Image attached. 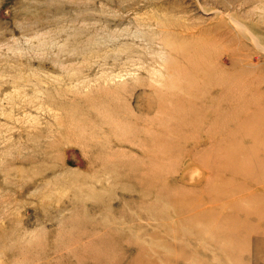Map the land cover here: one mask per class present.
<instances>
[{"label": "rangeland", "instance_id": "rangeland-1", "mask_svg": "<svg viewBox=\"0 0 264 264\" xmlns=\"http://www.w3.org/2000/svg\"><path fill=\"white\" fill-rule=\"evenodd\" d=\"M104 106L132 122L119 123L124 141L105 142V125L76 130L106 119ZM163 121L185 149L166 157L171 235L149 238L164 221L146 212L161 198L117 165L145 157L147 127ZM237 124L264 128V0H0V223L33 210L26 233L43 235L72 221L70 264H94L106 243L103 264H264V141L239 138ZM231 143L252 146L241 157L251 176L222 207L213 196L240 182L221 169ZM228 227L238 232L209 237Z\"/></svg>", "mask_w": 264, "mask_h": 264}, {"label": "bare ground", "instance_id": "bare-ground-1", "mask_svg": "<svg viewBox=\"0 0 264 264\" xmlns=\"http://www.w3.org/2000/svg\"><path fill=\"white\" fill-rule=\"evenodd\" d=\"M194 56H195V60H198V61H200V60L202 61L204 59V57H202V55H200L198 53L195 54ZM185 77L189 81L191 80V78H193V76L190 77L188 75H185ZM207 84L208 85H214L215 82L211 81V82H207ZM239 85L241 87L247 88L250 85V83L249 82L239 83ZM257 91L255 90V91H251V92L257 93ZM231 92H232L231 90L226 88V91H223L222 93L230 94ZM258 92L260 93V91H258ZM249 94H251V93H249ZM114 99H115V96H114ZM208 100L211 101V98H209ZM104 102H107V101H104ZM104 108H106V109H104V111L102 109L101 110H102V112L106 113V115H108V117L106 119H102V118L88 119L86 117L82 120L83 124H84L83 126H81L80 124L78 125L76 123V125H77L76 130H81V129L86 130L87 128H89V131H90L89 136L95 137L99 134L100 127L105 125L108 127V129L110 128V133H111L110 134L108 132V134H107V133H104L102 131V134H107L106 136H104V139H107L105 142H107L110 139H112L114 141H118V142L124 141L123 139H124L125 134H119L118 135V132L120 133L119 128H124V127H120L119 123H122L123 120H125L126 122L127 121L129 122L130 120L128 119L127 116H123V115L120 116L117 113V111L114 109H112V111H111V109H109V106H104ZM202 109H205V107ZM108 110L110 112H108ZM186 110L188 111V114H187V112H185V115L186 114L187 115H196V110L193 109L192 107H188ZM98 113H101V112H98ZM200 113L201 112H199V114ZM225 117L226 116H222L220 118V120H223ZM135 118H138V117H135ZM135 118L133 117L131 120H134ZM157 119L165 120V114H163V116H161L160 114L159 115L157 114ZM148 122L150 125H152L153 117H149ZM129 123H132V122H129ZM185 123L187 125H190L191 121L186 120ZM214 123H216V121L212 122V124H214ZM162 125H163V127H159V128H157L155 126L147 127V131L149 133L147 135V137H148L149 141L148 142H142L143 144L146 145V149H145L146 151L143 150L145 157L139 158V159L137 158L135 160L136 162L134 164L123 163L122 165L121 164L117 165V167H120V169L122 170V172H123L122 176L123 177H125L127 175L131 176L134 179L135 183L138 186H140L139 189H140V191H142V194L144 195V197H148V195H147V193H148L149 196H155L156 195L155 196L156 198H159V197L161 198L160 199V202H161L160 206H158V205H154L152 207L149 206L150 210L148 212H146L150 218H153L154 220L161 218L164 221V223H159L160 225H162L160 227V230H158L156 232V234L152 233V235H150L149 238L150 237L151 238H158V237L164 238L168 234L171 235V232L168 231V227H167L169 215L166 214V207H167L168 203H167L166 199L163 198L164 193L166 191V185H167V183H166V179H167L166 157L169 154H173L176 152L181 153L185 149L184 148L185 145L179 143L178 141H176L173 138H171L170 136H168L169 131H171V132L178 131L179 126L165 127L164 128L165 121L162 122ZM80 126H81V128H80ZM234 128L235 129L232 128L233 132H234V130H244V131L246 130L245 132L243 131L242 133H240L239 138H241V139H244V138L257 139V140H259L260 143L262 141H264V128L259 129V130H261L259 132H256L258 130L249 131L247 129H237L238 124ZM125 129L137 130L134 125L129 127V128H125ZM106 130H107V128H106ZM218 134H220V133L213 130V131H211V133H207L206 136L208 138L210 137L212 139H214V138L217 139V138H220V136ZM241 134H243V136H241ZM227 135L228 134L222 135V136L225 137ZM184 138H186V137H184ZM181 140H183V138ZM218 141H219V139H218ZM262 146L264 147V143L262 144ZM251 148H252V146L246 147L241 143H239V144L238 143H231L228 145V149H226L225 151H223L221 153V155L226 159L225 164L230 165L226 169L225 168H221V169L225 172L226 171L231 172L230 175H233L234 179H240V182L237 184L238 185L237 187L234 188L231 186L232 188H230V189H221L220 191H218V193H216L213 196L214 200H216L217 202H222V204H220L222 207L228 202L225 200H228V198H230L229 196L234 195V193H240L241 194L245 190L246 186L244 185V183L248 178H250L251 170L244 167L245 165L243 164V160L241 159V157L245 156V154L247 152L251 151ZM255 153L258 154V152H255ZM259 156L263 157V158H256V159H263L264 160V151H262V153H259ZM202 158L203 159H197V160L199 162L202 160L201 162H204L203 164L205 166H207V165L209 166V161L205 158V156ZM205 166L203 168L206 170ZM217 170H219V169H217ZM206 172H207V170H206ZM219 174H222V173H219ZM207 176H208V174H207ZM217 177L219 180V186L223 185V183H224L223 179L220 176H217ZM254 181L258 183L259 179H256ZM212 183H214V182L212 181ZM240 185H244V187H241ZM224 191H226V192H224ZM60 194H62V193L60 192ZM21 197H22L21 194L15 195V197L13 199L17 200L18 198L20 199ZM8 198H9L8 195H4V194L0 193V211L5 210L3 203H5V201H7L6 199H8ZM8 201H10V199ZM202 202L203 203H209L206 200H205V202L204 201H202ZM190 203L191 202L182 204L181 210L194 208L195 203H191V204ZM7 208H9V207H7ZM14 208L15 207H13V209ZM178 210H179V208H178ZM17 212H18V210H17ZM32 212L35 213L32 210L30 217L27 216L25 211L18 212L16 215H14L13 220H11V221H13L12 223L9 222V218H7V220H3L0 223V264H70L69 263L70 258H69V255L67 254V252L69 251V246H70V243H72V237H73L72 226H71L72 221L66 222V224H64L62 226L59 233L54 231L51 228V230L47 231V233H45L43 235L37 234V233H31V232L27 234L26 229L29 226H31L34 222L31 219V217H33ZM11 219H12V217H11ZM224 219L228 220V218H226V217H224ZM198 220L201 223L207 224V222L203 218H201L200 216H198ZM115 230H116V228H115ZM210 231H211V233H210L209 237L221 236L222 238H229L238 232V230L236 228L233 229L230 227H228V229L221 228L218 230L215 228H212ZM122 232L123 231H121V233ZM125 233L126 232H124V234ZM203 233L204 232H202L201 230H199L197 232L198 236H200ZM166 247H168V246L165 245V248ZM109 249H110V247L106 243V246H104L102 249L96 250L98 253L97 256L92 254V251L94 249H92L89 252H90V254H92L94 256L95 260L99 264H103L104 261H101V259H103L105 252H108ZM59 251H64V255L59 253ZM96 261L94 262V264H98V263H96Z\"/></svg>", "mask_w": 264, "mask_h": 264}]
</instances>
